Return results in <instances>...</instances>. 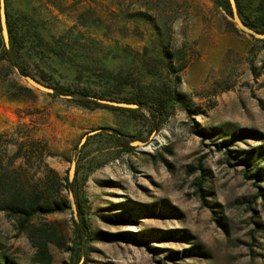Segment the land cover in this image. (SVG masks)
I'll list each match as a JSON object with an SVG mask.
<instances>
[{
	"label": "rangeland",
	"instance_id": "rangeland-1",
	"mask_svg": "<svg viewBox=\"0 0 264 264\" xmlns=\"http://www.w3.org/2000/svg\"><path fill=\"white\" fill-rule=\"evenodd\" d=\"M238 1L253 12L256 0ZM5 3L22 41L21 62L47 88L100 89L101 75L123 72L144 84L168 83L184 96L157 133L31 87L22 101L0 96L5 181L40 184L37 162L20 169L21 160L12 159L21 139L47 145L54 156L45 163L61 177L92 131L118 130L136 142L125 153L99 136L83 152L76 189L91 232L84 259L68 250L74 245L68 210L29 222L63 239L62 248L49 244L51 264H264L257 196L264 181L251 179L252 166L240 162L264 146V42L241 32L214 0ZM15 74L0 67V91L16 80L29 87ZM18 229L19 221L0 211V254L34 264L35 249Z\"/></svg>",
	"mask_w": 264,
	"mask_h": 264
},
{
	"label": "trees",
	"instance_id": "trees-1",
	"mask_svg": "<svg viewBox=\"0 0 264 264\" xmlns=\"http://www.w3.org/2000/svg\"><path fill=\"white\" fill-rule=\"evenodd\" d=\"M215 3L223 10V12L231 19L232 11L229 0H214ZM236 8L241 20L253 30L264 33V0H256V5L252 13L246 11L238 0H235ZM6 22L9 35V47L3 44L2 37L0 41V67L7 69L12 73L24 76H31L26 71V67L21 62V50L23 49L22 41L17 32L14 31L10 17L6 10ZM1 36V32H0ZM252 37V36H251ZM253 38V37H252ZM255 39V38H254ZM256 42H264V40L255 39ZM169 67V66H168ZM151 68H148L150 70ZM152 70V69H151ZM44 78V75H41ZM33 77V76H31ZM102 82L100 89L91 87H53L52 97L68 96L70 101L80 108L94 110H106L114 115H123L127 118L144 122L148 125L149 133H157L171 114L173 104L182 103L184 96L168 83L144 84L141 80L134 78L131 74H123V72L107 73L101 75ZM34 78V77H33ZM21 80V79H20ZM100 90V91H99ZM22 92L31 93L32 89L25 85H21L19 80L16 84L3 87L0 96H5L8 100L22 101L24 95ZM107 100L108 102L126 103L135 105L136 108H124L113 106L100 102ZM99 136L109 137L115 145L123 152L129 153L134 150L131 146L132 137L118 130L111 131L107 128H100L98 132L88 136L86 142L79 148H76L74 158L76 160V169L73 180H68V174L61 177L55 170L47 166L45 163L46 156H54L49 151L47 145L39 141L21 139L15 141V152L12 159H20L22 165L20 169L33 168V163L39 165L40 184L26 187L24 184L18 185V178H11L5 181L0 177V211L7 215L13 216L19 221V231H23L29 239L31 245L35 249L32 261L34 264H51L52 256L49 251V244H54L59 248L64 246L63 239L55 235L53 230L35 227L29 222L35 217H45L53 214H60L69 211L71 215V224L73 227V247L68 250H75L77 261L85 258L86 246L91 239L90 224L85 217L80 201L77 196V183L80 177V170L84 164L83 152L87 148L91 140ZM201 137H209V133L200 132ZM40 145V147H39ZM228 154V153H227ZM246 157L242 158L247 166H252L253 173L251 179L263 182L264 167H260V162H264V146L248 152ZM253 157L256 161L252 162ZM17 182V183H16ZM199 196L204 200L206 192L202 188L201 180L197 183ZM72 192L77 210V219L73 217L67 194ZM257 196L262 200L264 208V188H259ZM29 224V226L27 225ZM74 248V249H72ZM0 264H15L5 254H0Z\"/></svg>",
	"mask_w": 264,
	"mask_h": 264
},
{
	"label": "water",
	"instance_id": "water-1",
	"mask_svg": "<svg viewBox=\"0 0 264 264\" xmlns=\"http://www.w3.org/2000/svg\"><path fill=\"white\" fill-rule=\"evenodd\" d=\"M231 11H232V18L237 26V28L250 36H252L255 39L263 40L264 39V33H259L252 28L248 27L239 17L235 0H229ZM0 32L3 44L6 48L9 47V35H8V28H7V22H6V3L5 0H0ZM17 74L19 75V78L26 83L29 87L34 88L36 90L46 92V93H53V89L47 88L45 85L40 83L37 79L31 77V76H24L19 74L18 70H16ZM68 97V96H66ZM69 98V97H68ZM107 104L118 106V107H124V108H136L135 105L132 104H126V103H115V102H105ZM98 131H92L88 135H93L97 133ZM86 139V136L82 138L81 143ZM136 142H133L131 144H135ZM75 169H76V160L72 159L69 170H68V180L71 182L75 175ZM69 203L71 210L73 212L74 218L77 219V210H76V204L74 201V197L72 192H69Z\"/></svg>",
	"mask_w": 264,
	"mask_h": 264
}]
</instances>
